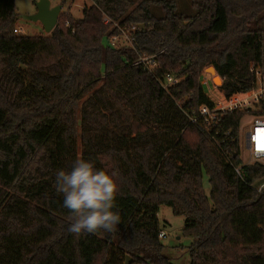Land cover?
Here are the masks:
<instances>
[{
  "label": "trees",
  "instance_id": "16d2710c",
  "mask_svg": "<svg viewBox=\"0 0 264 264\" xmlns=\"http://www.w3.org/2000/svg\"><path fill=\"white\" fill-rule=\"evenodd\" d=\"M91 2L24 36L15 0H0V264H175L162 205L185 218L190 264H264V164L243 162L238 141L247 113L218 111L208 129L191 119L264 75V0H190L189 16L175 0ZM112 23L136 26L132 44L111 46ZM144 54L160 67L145 70ZM166 74L181 78L169 90ZM78 155L118 172L114 233L67 231L55 174Z\"/></svg>",
  "mask_w": 264,
  "mask_h": 264
},
{
  "label": "clouds",
  "instance_id": "9594fccd",
  "mask_svg": "<svg viewBox=\"0 0 264 264\" xmlns=\"http://www.w3.org/2000/svg\"><path fill=\"white\" fill-rule=\"evenodd\" d=\"M117 171L97 168L92 160L77 156L70 169L55 174V189L63 196V207L69 210L67 231L76 237L86 233H114L121 223L114 209L119 185Z\"/></svg>",
  "mask_w": 264,
  "mask_h": 264
},
{
  "label": "rangeland",
  "instance_id": "374dc122",
  "mask_svg": "<svg viewBox=\"0 0 264 264\" xmlns=\"http://www.w3.org/2000/svg\"><path fill=\"white\" fill-rule=\"evenodd\" d=\"M38 0H15L16 12L18 14V21H16L15 28H21L23 30L22 35L24 36H40L47 35L41 22L30 21L23 18L24 15L34 14L36 9V2ZM135 5L141 0H134ZM178 4L179 11L185 15H193L195 12L191 8L190 0H175ZM52 6L63 5L62 14H70L74 20L81 19L83 16V10L86 6L92 4L91 0H50ZM159 9L156 8V13ZM59 21V19H58ZM116 25L112 23L111 28ZM133 26V25H132ZM125 36L121 39L122 43L125 42ZM106 41V39H104ZM104 72V69L102 70ZM258 87V86H257ZM263 107H264V96H263ZM253 116L246 114L240 123L239 127V145H240V157L243 162L249 161V156L245 146L246 133L251 128V121ZM259 187V192L261 187ZM203 187L207 195L210 194V183L206 174L203 177ZM159 220L162 225V229L165 230L166 237L160 238L161 243L165 246V254L171 258L175 264H190L188 245L189 240L183 235V227L185 218L183 216L175 215L170 207L162 205L158 213Z\"/></svg>",
  "mask_w": 264,
  "mask_h": 264
},
{
  "label": "built area",
  "instance_id": "2783aa9c",
  "mask_svg": "<svg viewBox=\"0 0 264 264\" xmlns=\"http://www.w3.org/2000/svg\"><path fill=\"white\" fill-rule=\"evenodd\" d=\"M105 22L108 23L109 19H105ZM120 31L119 35H114L110 37L109 43L113 47H117L118 45H126V44H132L133 33L137 30L136 26H131L130 29H126L125 27H121L119 25H116ZM14 32L16 34H22L23 30L21 28H15ZM123 36H125V42L122 43L121 39H123ZM137 63H141L144 66L145 70L148 71H155L160 67V63L157 60V54L156 55H142ZM256 78L253 89L246 94L242 98H238L234 100L233 102L218 107L214 109V111H211L207 113L203 120L198 122V118L192 117V122L195 124L201 125L203 129H208L210 126H216L218 123L217 119V112H233V111H241L246 112L247 114L253 116V120L251 121V128L246 133V141L245 146L247 149V153L249 156V161L245 162L247 164L259 162L264 164V115H258L254 114L253 111L261 109V99H263L264 96V75L262 73L261 69L256 70ZM181 78L172 75V74H166L164 76L163 81V88L166 90H169L170 86H174L180 82ZM258 86V87H257ZM237 173L240 174V167L235 168ZM262 188L261 191L264 189V183L261 184ZM260 187V186H259ZM260 191V192H261ZM159 236L161 238L166 237V233L164 231H161Z\"/></svg>",
  "mask_w": 264,
  "mask_h": 264
},
{
  "label": "water",
  "instance_id": "95a60500",
  "mask_svg": "<svg viewBox=\"0 0 264 264\" xmlns=\"http://www.w3.org/2000/svg\"><path fill=\"white\" fill-rule=\"evenodd\" d=\"M63 5L52 6L50 0H38L36 2L37 11L32 15H24L23 18L34 21L41 22L46 33H51L56 27L59 19V15L62 11ZM214 72L213 69H211ZM219 79L217 78V82ZM264 183V179L257 182L255 185L260 186ZM132 258L130 256L127 257L125 264H131Z\"/></svg>",
  "mask_w": 264,
  "mask_h": 264
},
{
  "label": "bare ground",
  "instance_id": "6f19581e",
  "mask_svg": "<svg viewBox=\"0 0 264 264\" xmlns=\"http://www.w3.org/2000/svg\"><path fill=\"white\" fill-rule=\"evenodd\" d=\"M264 131V130H263Z\"/></svg>",
  "mask_w": 264,
  "mask_h": 264
}]
</instances>
